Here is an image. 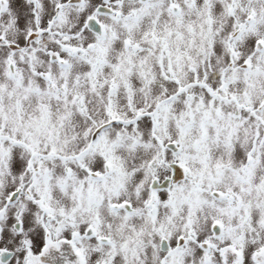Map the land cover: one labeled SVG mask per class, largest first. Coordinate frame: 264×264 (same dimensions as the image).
I'll use <instances>...</instances> for the list:
<instances>
[{
    "label": "snow or ice",
    "instance_id": "1",
    "mask_svg": "<svg viewBox=\"0 0 264 264\" xmlns=\"http://www.w3.org/2000/svg\"><path fill=\"white\" fill-rule=\"evenodd\" d=\"M0 264H264V0H0Z\"/></svg>",
    "mask_w": 264,
    "mask_h": 264
}]
</instances>
